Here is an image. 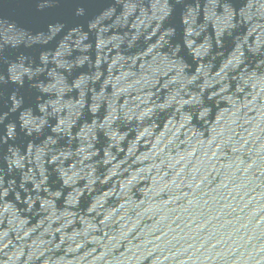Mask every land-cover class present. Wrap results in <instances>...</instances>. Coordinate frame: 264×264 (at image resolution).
Wrapping results in <instances>:
<instances>
[{
  "label": "water",
  "instance_id": "obj_1",
  "mask_svg": "<svg viewBox=\"0 0 264 264\" xmlns=\"http://www.w3.org/2000/svg\"><path fill=\"white\" fill-rule=\"evenodd\" d=\"M0 264H264V0H0Z\"/></svg>",
  "mask_w": 264,
  "mask_h": 264
}]
</instances>
